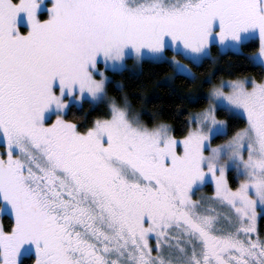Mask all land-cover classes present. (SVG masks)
Here are the masks:
<instances>
[{"label":"snow or ice","instance_id":"snow-or-ice-1","mask_svg":"<svg viewBox=\"0 0 264 264\" xmlns=\"http://www.w3.org/2000/svg\"><path fill=\"white\" fill-rule=\"evenodd\" d=\"M247 39L264 67V0H0V264H264V80L209 75L178 138L109 98L98 67L149 57L195 84L213 44Z\"/></svg>","mask_w":264,"mask_h":264},{"label":"trees","instance_id":"trees-1","mask_svg":"<svg viewBox=\"0 0 264 264\" xmlns=\"http://www.w3.org/2000/svg\"><path fill=\"white\" fill-rule=\"evenodd\" d=\"M258 47V40H252L242 44V52H221L218 45L213 44L211 46L212 57L206 59L196 70L198 79H204L211 74L212 81L245 76L256 81L263 80L264 67L249 59V53L256 51ZM107 71L110 74V79L106 84V90L111 97L122 100L123 96H127L129 102L135 106L134 109L141 110L144 122L150 126L161 121L167 122L177 137L186 134L189 127L187 123L189 113L192 110L203 108L207 104L203 98L195 103L189 102L188 92L196 86L198 80L193 84L178 75L175 76V79L168 78L167 75L173 71V66L168 62L144 59L139 70H134L131 65H128L122 71L109 69ZM118 85H122V87H118ZM205 85L209 84L205 83ZM73 112L76 113V116L73 117L69 114L67 118L86 126L93 118L107 114L109 108L105 101L94 106L85 102L82 108L74 107ZM218 114L226 116L223 112H218ZM226 117L229 120V117ZM244 124L243 119L230 121L228 135L233 134L236 128L243 127ZM221 138L222 136H218L212 142H218ZM2 150L3 145H0V151ZM229 181L233 186L235 185L232 172L229 174ZM205 188L208 192H212L214 187L211 183H207ZM3 219L7 229L11 223V217L5 214ZM263 221L264 218L261 219L260 227ZM26 264H31V262H26Z\"/></svg>","mask_w":264,"mask_h":264},{"label":"rangeland","instance_id":"rangeland-1","mask_svg":"<svg viewBox=\"0 0 264 264\" xmlns=\"http://www.w3.org/2000/svg\"><path fill=\"white\" fill-rule=\"evenodd\" d=\"M42 18H46V15H44ZM252 40H258V39H247V40H245L244 42H242V44L243 43H245V42H249V41H252ZM242 44H241V46H240V50L238 51V52H242V50H243V48H242ZM217 45H218V43H217ZM219 47V46H218ZM220 50V49H219ZM221 51V50H220ZM225 51H233V50H225ZM225 51H221V52H225ZM258 51V49L256 50V51H253V52H250L249 53V56L251 57L254 53H256ZM234 52H237V51H234ZM174 55H177L176 53H174L171 49H168L167 51H166V56H167V58H168V60L170 61L171 60V58L174 56ZM144 59H151V58H149V57H145ZM143 59V60H144ZM177 59H179V60H181L183 63H185V64H189V61L188 60H185L184 59V57L183 56H178L177 55ZM151 60H153V59H151ZM154 61H156V60H154ZM141 62L142 61H140V62H136L133 58H129V59H127L126 60V67L128 66V65H131V67L134 69V70H139V68H140V65H141ZM98 67H100V68H102L104 71H105V75L106 76H108L109 77V79H110V74H109V72L107 71V69H109V68H105L104 67V65H103V63H101V64H99L98 65ZM109 70H111V69H109ZM113 71V70H112ZM174 75V70L170 73V74H168L167 75V77L168 78H170V77H172ZM209 75H211V74H209ZM209 75H207L204 79H198V83L196 84V86L191 90V91H189L188 92V95H193V96H204V95H206V93H207V91H208V89H209V87H210V84L209 85H205V83H203V81L209 76ZM197 76H198V74H197ZM97 78H99V76L97 75ZM246 78H249V77H238V78H234V79H246ZM221 80H225V81H227V80H231V79H221ZM221 80H218V81H212V83L213 84H219V82L221 81ZM264 80V79H263ZM109 81V80H108ZM107 81V82H108ZM107 82H106V84H107ZM257 82H259V81H257ZM247 87H251V85L250 84H248V85H246ZM225 91H227V89L225 88ZM108 94V93H107ZM108 97L109 98H113V97H111L109 94H108ZM124 97V96H123ZM122 97V98H123ZM128 99V98H127ZM128 101H129V99H128ZM105 102H107L108 103V101L107 100H105ZM130 103V102H129ZM130 105H131V108H132V110L139 116V118L142 120V121H144L143 120V118H142V116H141V110H139V108H137V110L136 109H134V107L135 106H133L132 105V103H130ZM201 109V108H200ZM200 109H195V110H192L190 113H195V112H198V111H200ZM218 115V118L219 119H225V120H227V117L226 116H220L219 114H217ZM51 119H55V117H54V115L51 117ZM49 122H51L50 120H49ZM146 123V122H145ZM160 123H167V122H164V121H161ZM147 124V123H146ZM156 124H158V123H156ZM168 125H170L169 123H167ZM149 125V124H148ZM150 126V125H149ZM170 128H171V125H170ZM172 130V129H171ZM232 135V134H231ZM231 135H227V136H222V138L218 141V142H212V144L213 145H217V144H223L225 141H227L230 137H231ZM179 138V137H178ZM213 141V140H212ZM230 172H232V174H233V180H234V182L236 183V178H235V172H234V170H232V171H229L228 172V178H229V174H230ZM230 182V181H229ZM208 183H211V181H209ZM212 184V183H211ZM206 186V185H205ZM205 186L202 188V190L200 191V192H198L193 198L194 199H196L199 195H201V194H205V195H207V194H211V192H208L207 191V189L205 188ZM212 187H214V185L212 184ZM5 214H8L7 213V211H5V212H3V213H0V224H2V225H4L5 226V224H4V219H3V216L5 215ZM9 215V214H8ZM262 219V218H261ZM261 219H258V228L262 231V232H264V221H263V224H262V226L260 227V223H261Z\"/></svg>","mask_w":264,"mask_h":264}]
</instances>
